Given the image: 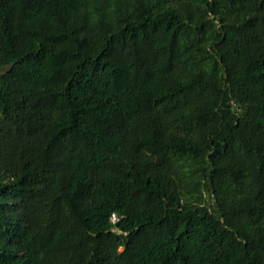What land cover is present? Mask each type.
Returning a JSON list of instances; mask_svg holds the SVG:
<instances>
[{"label": "trees", "instance_id": "trees-1", "mask_svg": "<svg viewBox=\"0 0 264 264\" xmlns=\"http://www.w3.org/2000/svg\"><path fill=\"white\" fill-rule=\"evenodd\" d=\"M0 264H264V0H0Z\"/></svg>", "mask_w": 264, "mask_h": 264}]
</instances>
